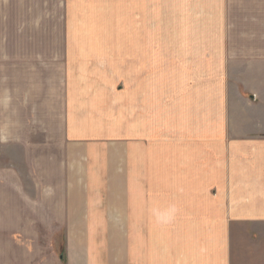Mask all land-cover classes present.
Returning <instances> with one entry per match:
<instances>
[{"label":"crops","instance_id":"1","mask_svg":"<svg viewBox=\"0 0 264 264\" xmlns=\"http://www.w3.org/2000/svg\"><path fill=\"white\" fill-rule=\"evenodd\" d=\"M0 148V264H264V0H0Z\"/></svg>","mask_w":264,"mask_h":264},{"label":"rangeland","instance_id":"2","mask_svg":"<svg viewBox=\"0 0 264 264\" xmlns=\"http://www.w3.org/2000/svg\"><path fill=\"white\" fill-rule=\"evenodd\" d=\"M96 49L98 48L99 51L97 52L100 55H103V52H101L103 47H95ZM110 49L113 50V48L109 47ZM126 48V53H125V63H124V67L122 69V71L126 72L127 77L128 76H135L138 79H140L139 81L142 80L143 84H142V91L144 93L148 92V89L145 88V86H147L146 81H148L149 79H152V83H153V47H125ZM85 49H87L88 51H86L87 53H79V54H83L84 56L89 55L90 57L92 55H96V52H90L89 49L90 47H85ZM121 50V49H120ZM105 54V52H104ZM106 54H111L106 47ZM145 54H147V57H145ZM138 55H142V58H138L136 56ZM105 56V55H104ZM104 67L101 68V70H104ZM118 70V69H117ZM149 82V81H148ZM153 90V89H152ZM143 103V107H144V100H142ZM2 150V151H1ZM6 151L5 149L0 148V153L2 154V156H0V167L1 168H6L7 166H12L9 161L11 158V155H13V157H16L17 159V163H15L13 166H15V168H17L20 176H23V171H25V166L23 167V163L22 160L20 161V155H19V151L16 149H9L7 154H9L6 156ZM5 152V154H4ZM6 156V157H5ZM26 183V181H25ZM30 189V187H29Z\"/></svg>","mask_w":264,"mask_h":264}]
</instances>
